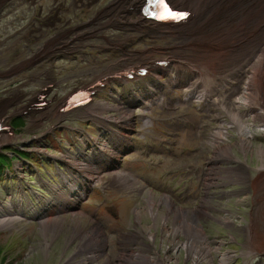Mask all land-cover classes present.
I'll list each match as a JSON object with an SVG mask.
<instances>
[{"label": "rangeland", "instance_id": "obj_1", "mask_svg": "<svg viewBox=\"0 0 264 264\" xmlns=\"http://www.w3.org/2000/svg\"><path fill=\"white\" fill-rule=\"evenodd\" d=\"M118 1L0 0V154L4 156L1 161L7 162L5 166L0 167V209H11L8 214L11 213L14 217L18 213L20 218L19 221L8 225L9 227H0V264H94L95 261L91 263L89 258L97 259L99 255V264H130L128 260L141 253L145 254V260L151 264L149 259L154 254L150 251V245H146V234L151 225L157 227L153 232L157 238L156 251L160 253L163 245L161 234L167 237L166 243L175 242L177 246H183L186 242L183 235L174 238L168 230L180 231L184 223L194 221H187L178 215L179 207L188 210L194 200L182 204L166 194L167 188L159 187L148 193L149 196L140 202L127 203L121 199L116 189L122 186L119 183L125 177H116L123 172L120 169L112 170L117 168H111L109 163L126 154L128 147L122 139L126 136L131 138L132 133L138 132H129L126 129L127 118L135 120L138 111L143 108L136 103L138 98L149 97L151 90L166 79V74L159 70L157 74H149L147 78L136 77L129 82L114 79L104 82L105 87H98L96 84L106 80L105 72L115 73L123 70L126 65L137 62L149 64L152 58L151 47L156 49L178 42L172 40L173 36L169 35L171 29L154 33L152 26L147 29L140 25L137 18L145 16L142 10L125 11L117 4ZM120 1L123 5L122 0ZM188 7L192 5L188 4ZM251 7L254 8L255 5L245 6L244 15L252 10ZM122 12L125 13L124 16ZM259 21H262L260 15L249 22L245 29L248 31L247 36L256 30L255 25L260 23ZM192 29H195V26ZM209 33H212L211 29L206 28L204 37ZM236 35L240 39L245 37L239 34L232 36ZM254 38L257 39L250 37L247 40L245 37L243 41L246 45H251L250 40L253 43L258 41ZM61 48L65 49L58 51ZM251 48L253 49L249 52L241 51L235 56L233 54L236 61L232 56V70L241 59L253 54L256 46L251 45ZM196 53L191 56L194 59H204L202 63L206 64L210 71V75H203L199 80V85L202 86L216 74L215 68L211 67L213 62L210 61L222 58L223 55L211 47L200 51V56ZM130 56L133 60L124 64V60ZM259 66L260 64L253 71L254 74L252 73L253 80L256 79ZM180 76L184 83H188L192 78L187 72H181ZM257 79L259 82V77ZM253 83L256 84L254 81ZM86 89L94 92L92 101L86 105L89 114L82 112L81 107L65 111V103ZM181 90L178 89L179 94ZM250 93L251 90L248 108H245L247 116L244 118L249 121L246 120L253 137L245 157V160L248 157L251 168L256 167V171L250 168L247 171L248 178L252 179L259 178L260 168H264V155L258 153L259 149L264 151V134L259 130L264 129V114L258 116L259 110L256 107L259 103L256 99L251 101ZM254 101L256 103L253 107H256L251 108L250 103ZM156 109L161 111L160 107L153 111ZM216 111L215 104L210 114H205L204 110H188L186 104H182V112L187 116L186 121L191 123L185 126L184 140L194 141L195 145L190 146L194 154L189 158L183 148L174 168L175 165L177 171L199 168L203 178L206 166L208 188L205 189L202 181V192L196 200L199 207L201 206L199 226L204 236L208 237V244L215 248L222 240L225 245L220 246V253L228 250L235 255L231 258V264H264V184L262 190L248 186L250 191L246 195V201L249 195L250 200L243 204L238 203L237 199L245 200V195L236 192L243 189L245 184L230 182L224 187H211L209 171L214 167L212 138L214 134L223 131L222 135H225L231 120L210 122L200 133L198 130L205 120L204 115L211 118ZM150 113L151 110L145 112L146 115ZM235 123L236 120L233 121V129H229L226 136L232 146L231 154L242 158L241 153L233 152L232 144L239 138ZM159 127L165 130L164 126ZM193 135L194 138L191 137ZM82 144L87 150L81 147ZM41 148L47 152L36 151ZM102 149L110 151L113 157L108 154L104 156ZM130 155L125 157L126 163ZM61 156H67L65 160L71 161V166H65L62 159L59 161ZM87 156L91 159L93 167L98 169V174L95 169L86 167L88 164L83 157ZM80 164L83 166L80 167ZM69 172L74 173L71 176L66 175ZM141 173L146 180L150 179V172ZM88 177L97 179L95 183L90 184ZM151 177L156 178L157 175ZM100 179L105 182H99ZM107 182H114L116 186ZM95 184L100 186H94ZM137 186L133 185L131 190L137 189ZM83 190L86 192L78 195ZM222 192H225V195L218 199ZM233 192L235 194H232ZM56 194L66 198L63 206L60 202L51 201ZM164 195L174 203L166 202ZM217 200L221 203L218 208L215 207ZM47 201L54 207V211H46ZM150 201L153 202L152 212ZM78 202L81 204L78 205ZM208 205L212 208L207 209ZM242 206L246 208H243L246 213L244 216L248 221L245 231L238 228L235 217L236 209ZM144 208L149 211L150 220L139 224L137 211ZM76 209L79 211L74 212ZM260 211L263 212L259 214ZM2 213L7 215L6 211ZM2 213L0 219L4 217ZM226 214L230 215L229 219L234 220L236 225L232 227L224 223L222 217ZM56 217L58 219H55ZM87 226H100L103 233L116 232L112 237L114 246L107 251V256L111 258L104 259L106 256L100 252H91L87 248L83 254V250L78 249L80 240L76 234L84 233ZM135 234L139 235L133 240H137V243H129ZM218 235L227 237V241L218 239L215 243ZM188 237L191 238L189 235ZM232 237L233 240L230 239ZM246 243L249 244L247 248L243 245ZM124 249H128L129 255L124 259L125 263L119 260ZM171 251L166 264H219L217 251L214 252L212 260L206 258V253H203L199 261L194 259V256H189L183 247Z\"/></svg>", "mask_w": 264, "mask_h": 264}, {"label": "bare ground", "instance_id": "obj_2", "mask_svg": "<svg viewBox=\"0 0 264 264\" xmlns=\"http://www.w3.org/2000/svg\"><path fill=\"white\" fill-rule=\"evenodd\" d=\"M174 3H177V4H187L188 3V0H172ZM117 4L122 7L125 11H133V12H137L138 10H140L143 6H145L146 4V0H131V2L129 4H127L126 2H124V4L122 5L121 4V1L119 0L117 2ZM211 5V0H195L193 2V9L196 13L197 16H201L202 15V12L203 10L210 6ZM255 5V7H251L252 10H250L246 15H244V12H245V6H253ZM257 7H261L260 9H258ZM248 8V7H247ZM248 11V10H247ZM125 13L122 12V16H124ZM260 15V17L262 18V21L260 23L256 22L257 25L256 26V30L253 32H250V34L247 36V37H256L257 39L254 38V40H258L257 42H254L252 40H250V44L253 45V46H257V47H260V49L253 55H249L250 56V61L247 63V67L243 68L242 71L239 73L240 75H242L243 77H247V75L249 74V81L247 79L243 80L240 84V86L238 87L236 93L238 96H241L242 93L245 92L247 86L250 85V90H251V93H250V98H251V101L255 100V101H259V105L256 107V108H259L261 111L264 110V60L261 61L260 63V59H261V53H262V50L264 48V0L261 2H258V0H217L216 2V7L214 9V13L212 15V21H211V26L213 24L214 21H218L222 27H225L227 26L230 22H232L233 20H236V27H235V31L238 32V31H241V33L243 32L244 34V31H246V27L248 24H250L249 22H251V20L253 19V21L255 19H257V17ZM260 20V18H258ZM137 21L140 25H142L143 27L147 28V29H150V26H153V23L150 22V20H147L146 18L144 17H138L137 18ZM253 26V25H252ZM251 27V25H250ZM260 27H261V30H260ZM163 29H165V27L161 26V25H155V28H153V31H162ZM249 30V29H248ZM252 31V29H250ZM219 32H214V33H210L206 36V39L207 40H210L216 36H218ZM221 35H224V33H221ZM240 35V34H239ZM237 36V35H236ZM246 37V36H245ZM245 37H243L245 39ZM239 38V37H238ZM242 39V37H241ZM250 39V38H249ZM65 48H61L59 49L58 51H62L64 50ZM253 49V48H251ZM44 50V49H43ZM251 51V50H250ZM220 52V51H219ZM196 53V52H195ZM202 53V52H201ZM204 53V52H203ZM252 53V52H250ZM254 53V52H253ZM197 54V53H196ZM199 54V52H198ZM221 54V53H220ZM200 56V54H199ZM218 57V56H216ZM204 60V59H203ZM216 60V59H215ZM210 62H213V61H210ZM259 66V70L257 71L256 73V79L253 80V71L256 69V67ZM260 72V73H259ZM253 73V74H252ZM112 73H106L104 74V76H107V79L109 78L108 75H110ZM251 75H252V79H251ZM214 77V76H212ZM259 77V82H258V78ZM253 81L256 83L254 84ZM200 98V97H199ZM222 98V97H221ZM251 102L250 103V107L251 108H255L253 107V104L256 103V102ZM249 103V102H248ZM256 105V104H255ZM262 105V106H260ZM82 112L84 113H87L89 114V108L88 106H83L80 108ZM246 110V109H245ZM256 110V109H255ZM247 111V110H246ZM254 112V111H253ZM256 112V111H255ZM248 114V113H247ZM255 114V113H254ZM257 114H258V111H257ZM254 116V115H253ZM249 118V117H248ZM247 120V119H246ZM220 121V120H219ZM218 121V122H219ZM222 121V120H221ZM220 121V122H221ZM235 121V119H234ZM248 121V120H247ZM260 121V119H259ZM237 122V121H236ZM239 122V121H238ZM236 123V127L238 128V133L242 136L243 133H244V130L241 126L240 123ZM249 122V121H248ZM150 122H147L146 125H149ZM263 125V123H262ZM221 127V125H220ZM223 127V126H222ZM233 127V125H232ZM229 128V127H228ZM233 129V128H231ZM214 131V130H213ZM216 132V131H215ZM224 133L223 132H219V136H222V134ZM237 133V134H238ZM245 133L247 135H249L251 132H250V127H249V124L247 125V130H245ZM214 134V132H213ZM215 135V134H214ZM227 137V136H226ZM231 137V136H230ZM238 139V138H237ZM212 144V143H211ZM210 145V144H209ZM242 148L243 149H249L250 147V142H247V147L244 146V142H242ZM84 148V147H83ZM82 148V149H83ZM85 149V148H84ZM36 151L38 152H47V150H44L43 148L41 149H36ZM224 151V152H223ZM221 151L225 156H227L229 159H231V155H235L234 153L232 154H227L225 151V149ZM232 151V150H231ZM258 153L259 155L261 154L264 155V151L262 149H259L258 150ZM246 157V156H245ZM84 158V161L85 163H87L88 165L86 166L87 168H92V169H95V171L97 172L98 174V169L93 167V164H92V161L91 159L87 156V157H83ZM212 158V157H211ZM59 160H63V162L65 163V166H71V161H65V159H67V156H61L58 158ZM263 161V160H262ZM231 165V164H230ZM228 165V170H227V177L229 179V181L231 183H240V184H245V187L241 190H239V192L237 191V193H243L245 195V200H246V195L249 194V188H248V185L250 183V181L248 180V174H247V171L248 169L250 168L249 166L246 167V168H236V170L233 169L232 165L230 166ZM83 166L82 164H80V167ZM263 168H260V175H259V178H255V180H252L251 181V187L253 189H256L257 187L259 188V190L261 189L262 190V185L264 184V172H263ZM258 171V170H257ZM74 172H69L67 173L66 175H69L71 176ZM249 173V172H248ZM262 173V174H261ZM122 175H125V174H121ZM116 176H119V175H116ZM89 179V183L92 184V183H95L97 177H88ZM99 179V178H98ZM258 179V180H257ZM211 184V183H210ZM264 190V189H263ZM234 193V192H233ZM258 193V192H257ZM235 194V193H234ZM261 194V193H260ZM255 196V195H254ZM257 196V195H256ZM255 196V197H256ZM264 197V194L262 195ZM243 197V196H242ZM65 197L63 196H60L59 194H56L53 198H52V202H60V204L63 206L64 205V201H65ZM254 201V200H253ZM256 206V204H254ZM10 208V207H9ZM261 208V207H260ZM54 207L48 203H46V211L47 212H51V211H54ZM3 211H6L7 215L5 216V213H2ZM11 211V209H6V210H2L0 209V213L3 214L4 217H2V219H0V227L2 226H10L12 224V222L14 221H19L20 218L18 216V213L13 216V214L9 213L8 212ZM224 211V210H223ZM150 212H152V202L150 201ZM261 212L263 211H260L259 214H261ZM194 213H198L197 211L194 212ZM226 213V212H225ZM184 215L186 216H189L190 213H184ZM258 214V216H259ZM12 217V218H11ZM220 217V216H219ZM230 217V215H229ZM137 218H138V223L139 222H143V221H148L150 220V213L149 211H147L145 208L141 211H137ZM259 218V217H258ZM55 219H58V217H56ZM220 221V220H219ZM140 224V223H139ZM150 225V224H149ZM8 226V227H9ZM233 227V226H232ZM193 229H195L194 226L191 225V223L188 224L187 228H186V232L187 233H182V232H176L175 234L172 233V235L174 237L176 236H179V235H183L186 239V242L184 243H189L191 245H193L194 247H196V243H197V239H200V245L202 244H205V241H208V237L207 236H204L202 234V232L198 233V234H192L193 233ZM157 230V227L154 226V225H151L149 227V231H148V234L150 235V237H147L146 238V241H147V247L150 245V240H152L154 238V234H153V231H156ZM45 231V230H44ZM205 233V232H204ZM44 234V233H43ZM78 239L80 240V244L78 246V249H83V254H85V248H87L89 251L91 252H101L103 250V247L101 245V241L102 239L99 237H93L91 238L90 234H88V231H85L84 233H79V234H76ZM189 236H191V238L189 239ZM255 238H257L255 236ZM134 239H137V238H134L132 237V240ZM137 241V240H136ZM250 241L252 242L253 241V236L250 237ZM216 245V244H215ZM219 245V244H218ZM184 246V245H183ZM206 246L202 247V252H204ZM182 251V250H181ZM244 251V250H243ZM184 252V251H183ZM245 252V251H244ZM234 254V253H233ZM236 254V253H235ZM187 255V254H186ZM179 256V254H178ZM190 256V255H189ZM218 256V255H217ZM250 256V255H249ZM180 257V256H179ZM188 257V256H187ZM246 257V256H245ZM176 258V257H175ZM231 258L229 253L227 254H224L221 258V264H226L228 259ZM146 256L145 254L142 255V254H136L132 259H130V264H150V262H147L146 260ZM179 259V258H178ZM189 259V258H188ZM195 259V258H194ZM193 259V260H194ZM205 259V258H204ZM233 259V258H232ZM82 260H85V259H82ZM175 260V259H174ZM206 260V259H205ZM212 260V259H211ZM210 260V261H211ZM121 261H123V259H121ZM149 261H151V264H154L153 260L152 259H149ZM180 261V260H179ZM215 261V260H214ZM234 262V261H233ZM249 262V261H248ZM247 262V263H248ZM125 263V262H124ZM187 263V262H186ZM191 263V262H189ZM194 263V262H193ZM202 263V262H201ZM179 264V263H178ZM198 264V263H197ZM228 264V263H227Z\"/></svg>", "mask_w": 264, "mask_h": 264}, {"label": "snow or ice", "instance_id": "obj_3", "mask_svg": "<svg viewBox=\"0 0 264 264\" xmlns=\"http://www.w3.org/2000/svg\"><path fill=\"white\" fill-rule=\"evenodd\" d=\"M158 7L160 8L161 11L160 18H166V17L175 18L178 15L168 7L166 0H158Z\"/></svg>", "mask_w": 264, "mask_h": 264}, {"label": "trees", "instance_id": "obj_4", "mask_svg": "<svg viewBox=\"0 0 264 264\" xmlns=\"http://www.w3.org/2000/svg\"><path fill=\"white\" fill-rule=\"evenodd\" d=\"M4 158L3 155L0 154V167L5 166L7 162L1 161Z\"/></svg>", "mask_w": 264, "mask_h": 264}]
</instances>
